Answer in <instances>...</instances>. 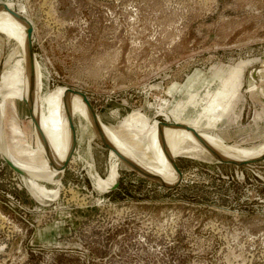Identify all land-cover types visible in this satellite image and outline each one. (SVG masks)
Returning <instances> with one entry per match:
<instances>
[{"label": "rangeland", "instance_id": "1", "mask_svg": "<svg viewBox=\"0 0 264 264\" xmlns=\"http://www.w3.org/2000/svg\"><path fill=\"white\" fill-rule=\"evenodd\" d=\"M0 3L29 28L35 56L4 106L0 130L12 153L46 144L35 109L57 87L81 91L102 124L153 168L163 123L232 148L264 144V0ZM18 49L0 31V80ZM136 114L150 134L130 130ZM67 115L74 144L66 117L54 199L35 198L0 153V264H264L263 156L242 165L205 151L174 156L176 171L161 180L176 182L171 188L119 162L117 186L103 191L90 173L106 177L110 148L90 138L75 112Z\"/></svg>", "mask_w": 264, "mask_h": 264}, {"label": "bare ground", "instance_id": "2", "mask_svg": "<svg viewBox=\"0 0 264 264\" xmlns=\"http://www.w3.org/2000/svg\"><path fill=\"white\" fill-rule=\"evenodd\" d=\"M1 4L2 3H0V31L6 34V36L15 38L19 44V49L17 51V57L14 56L15 58L13 57L10 60L0 80V128H2L3 111L11 82L18 74V71L28 64L25 47L26 30L28 27L17 15H15V13H10L8 10L2 8ZM32 64L35 68V56L33 53ZM47 97L49 98H46L43 107L37 106L35 109V116L46 138L45 145H39L35 149L26 145L24 148L21 147L17 153H12L5 144L2 129L0 130L1 152L14 166L27 172V175L21 176L26 177L28 190L39 201H43V199L52 200L58 193L57 186L61 178L58 177V172L63 174L66 166L65 149L67 144V132L65 129V120L67 117L66 111L69 110L75 112L86 121V127L88 125L91 132L90 134L92 135L90 138H93L95 135L99 136L110 146L109 170L106 177H100L95 171L90 173L94 185L99 190H104L113 183L117 174V165L121 162L112 150L117 152L121 158L126 159L128 165H125L128 169H135L139 176L149 181H156L157 184L160 183L161 185H171L173 183L161 180L167 179L172 175L173 170L176 171L172 163V158L177 155L189 154L197 156L205 151L222 161L245 162L248 160H256L264 154V144L253 149L232 148L226 146L220 139L208 134L198 133L188 127L177 124L163 123L158 129L156 136V142L158 143L157 146L160 153L159 156L161 158L160 165L159 168H153L137 155L139 152H136L134 146L126 143L122 138L118 137L117 134L115 135L108 127L102 124L92 106V114L89 113L80 95L77 93L75 94L65 87H57L52 92L50 91ZM130 118L133 119V123H131L133 125L130 127V130L137 134H143L144 132L150 134L148 121L142 114H136V116H130ZM44 119L46 121H44ZM44 124H46L45 127ZM164 126L166 127L160 131ZM14 131L18 132L19 129L14 127ZM188 141H192L194 145H191ZM172 143L174 144L171 147ZM87 148L88 154L90 155V162H87V166L90 170L93 167V160L91 159L92 156L90 154L89 145ZM147 148L148 147H146V149ZM42 151L46 152V154L39 157V153ZM144 156L147 158V155ZM61 166L62 168L60 169ZM59 169L61 171H59ZM43 182L53 184L56 187H47Z\"/></svg>", "mask_w": 264, "mask_h": 264}, {"label": "water", "instance_id": "3", "mask_svg": "<svg viewBox=\"0 0 264 264\" xmlns=\"http://www.w3.org/2000/svg\"><path fill=\"white\" fill-rule=\"evenodd\" d=\"M18 18H19L20 20H22L21 17L18 16ZM25 47H26V54H27V58H28L29 71H30V74H31V73L33 72V71H32V70H33V67H32V49H31L30 31H29V28H27V30H26V46H25ZM70 91L75 92V93L79 94V95L82 97V99L84 100V103H85V105H86V107H87L89 113L92 114L91 105H90L89 102L86 100L84 94H83L81 91H75V90H70ZM27 110H28V113H29V109H28V107H27ZM29 114H30V113H29ZM67 114H68V113H67ZM67 118H68V123H69L70 131H71V137H72V144H71V149H72V148H73V144H74V142H73V127H72V125L70 124V121H69V117H68V115H67ZM35 127H36V125H35ZM97 138H98V140L100 141V143L103 144L104 147H106V148H109V147H110V146H109L107 143H105L102 139H100L99 137H97ZM111 150H112V149H111ZM112 151L117 155V158H118L121 162H123L124 164H127V165H128L126 159L121 158V157L119 156V154H118L117 152H115L114 150H112ZM0 153H1V157H2V159L4 160V162L7 164V166H8L10 169H12V170H13L14 172H16L17 174H20V175H27V172H25V171L21 170L20 168L14 166V165L10 162V161H9V160L3 155V153L1 152V149H0ZM262 156L264 157V154H263ZM263 157L258 158V159L255 160L254 162L260 160V159L263 158ZM222 162H227V161H224V160H223ZM249 162H250V161H248V162L240 161V162H229V163H230V164H234V165H242V164L249 163ZM252 162H253V161H252ZM61 168H62V166L60 167V169H61ZM60 169H59V171H61ZM133 171H135V169H133ZM61 175H62L61 172H58V177H59V178L61 177ZM153 182L157 183L156 181H153ZM117 183H118V174H116L113 183H112L108 188L104 189L103 191H109V190H111V189H114V188L117 186ZM158 184H160V183H158ZM176 184H177V183L175 182V183H173V184H171V185H161V184H160V185H161V186H164V187H166V188H171V187L175 186Z\"/></svg>", "mask_w": 264, "mask_h": 264}, {"label": "crops", "instance_id": "4", "mask_svg": "<svg viewBox=\"0 0 264 264\" xmlns=\"http://www.w3.org/2000/svg\"><path fill=\"white\" fill-rule=\"evenodd\" d=\"M181 126H184V125H181Z\"/></svg>", "mask_w": 264, "mask_h": 264}]
</instances>
